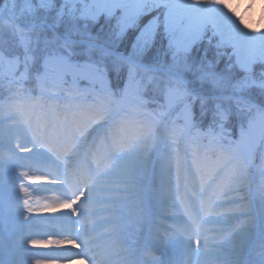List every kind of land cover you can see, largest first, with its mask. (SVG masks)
I'll return each mask as SVG.
<instances>
[{"label": "snow or ice", "instance_id": "obj_1", "mask_svg": "<svg viewBox=\"0 0 264 264\" xmlns=\"http://www.w3.org/2000/svg\"><path fill=\"white\" fill-rule=\"evenodd\" d=\"M0 255L264 264V29L225 0H0Z\"/></svg>", "mask_w": 264, "mask_h": 264}, {"label": "rangeland", "instance_id": "obj_2", "mask_svg": "<svg viewBox=\"0 0 264 264\" xmlns=\"http://www.w3.org/2000/svg\"><path fill=\"white\" fill-rule=\"evenodd\" d=\"M244 21L248 25V28L249 29H257V28L260 29V27H258L257 25H254L253 22H249V21H247L245 19H244ZM259 29H257V30H259ZM228 131L230 132V131H232V129L229 128ZM17 175H19V173H17ZM21 179L23 180V178H21ZM23 182L26 183V184L29 183L27 180H24ZM31 187L32 188L41 187V182L40 181H37V183L36 184H32ZM21 195H23V194H21ZM44 196L48 197V199H51L52 194L51 193H44L40 197H34L33 199H30L29 203L32 205L33 208H36L37 209V211L34 212V213H32V215L36 216L37 218H40V217H43V216H48V215H57V216L60 215L59 212H57L55 214H52V213H44V212L39 211V209L42 206V203L44 202L43 201V197ZM145 211H149L150 212L151 211L150 207H147L145 209ZM31 234L37 240H39L40 237H41V240H43L44 238L47 237L46 230H45V226L44 225H41V224L36 225V227L33 229V231H32ZM53 238H55V237H53ZM32 251H34V252H48V251H51V249L50 248L37 247V248H33ZM0 258H3V256L0 255ZM84 262L86 264H88V261L87 260H85Z\"/></svg>", "mask_w": 264, "mask_h": 264}, {"label": "bare ground", "instance_id": "obj_3", "mask_svg": "<svg viewBox=\"0 0 264 264\" xmlns=\"http://www.w3.org/2000/svg\"><path fill=\"white\" fill-rule=\"evenodd\" d=\"M241 2H243V0H241ZM228 3L233 6L234 9L239 8V4L236 3V0H228ZM238 15L249 22H253L254 25H257L260 29L264 28V0H248L244 7L240 9ZM39 240H41V237ZM72 251H76V249H72ZM77 264H79V261H77ZM84 264L86 263L84 262Z\"/></svg>", "mask_w": 264, "mask_h": 264}, {"label": "clouds", "instance_id": "obj_4", "mask_svg": "<svg viewBox=\"0 0 264 264\" xmlns=\"http://www.w3.org/2000/svg\"><path fill=\"white\" fill-rule=\"evenodd\" d=\"M225 2L228 4V6H229V10H230V11L234 12L235 15H236L237 17H241V16L238 15V12L240 11V9H242V8L244 7L245 3H247L248 0H243V2H241V0H236V3L239 4V8H235V9H234L233 6H231V5L228 3V0H225ZM247 26H248V25H247ZM261 29H264V28H261ZM252 30H253V31H256V29H252ZM259 30H260V29H259Z\"/></svg>", "mask_w": 264, "mask_h": 264}]
</instances>
